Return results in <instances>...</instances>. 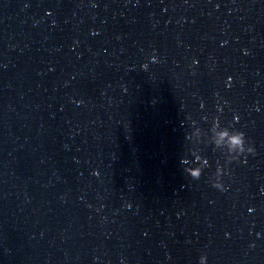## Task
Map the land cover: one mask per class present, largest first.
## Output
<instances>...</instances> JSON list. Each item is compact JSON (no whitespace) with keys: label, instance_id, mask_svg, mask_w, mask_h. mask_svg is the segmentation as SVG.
Wrapping results in <instances>:
<instances>
[{"label":"water","instance_id":"95a60500","mask_svg":"<svg viewBox=\"0 0 264 264\" xmlns=\"http://www.w3.org/2000/svg\"><path fill=\"white\" fill-rule=\"evenodd\" d=\"M214 119L255 154L226 161ZM202 252L264 264V0H0V264Z\"/></svg>","mask_w":264,"mask_h":264},{"label":"clouds","instance_id":"9594fccd","mask_svg":"<svg viewBox=\"0 0 264 264\" xmlns=\"http://www.w3.org/2000/svg\"><path fill=\"white\" fill-rule=\"evenodd\" d=\"M156 59L155 55L151 57L152 62H156ZM141 67L144 70H147L148 64L145 63ZM229 79H231V77H229ZM235 119L238 120L239 117H235ZM208 132L210 133L208 139L213 146L226 149L225 159L228 162L239 160L242 156L255 154L256 149L249 138L246 137L244 131L234 127L221 126L219 120L214 119ZM187 139L194 145L204 142V130L197 126L196 121L192 122L191 131L189 132ZM191 154L194 157V160L182 159L181 163L185 165L184 171L188 176L193 180H198L201 177L203 170L209 167V161L206 157H202L195 149L191 150ZM225 175H228L227 169L218 163L215 171L208 176V183L217 190L225 191L226 186L223 182V177ZM252 211L253 209L249 208V212ZM256 235L259 237L261 234L257 232ZM250 247H254V244L250 245ZM198 264H208V255L206 253H201L198 258Z\"/></svg>","mask_w":264,"mask_h":264}]
</instances>
